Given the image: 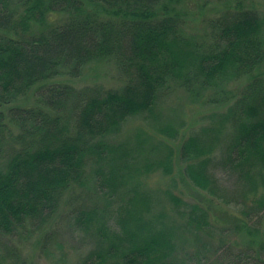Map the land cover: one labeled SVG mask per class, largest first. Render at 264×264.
<instances>
[{
  "label": "trees",
  "instance_id": "obj_1",
  "mask_svg": "<svg viewBox=\"0 0 264 264\" xmlns=\"http://www.w3.org/2000/svg\"><path fill=\"white\" fill-rule=\"evenodd\" d=\"M181 1L0 0V158L13 149L0 163V246L51 223L72 193L73 228L92 245L75 264H264V7L219 0L235 5L194 40L171 14ZM103 60L120 85L52 81ZM38 87L37 106L19 102ZM180 89L213 108L189 132L185 105L166 104ZM139 115L148 129L114 138ZM175 167L200 200L146 184ZM17 250L0 264H35Z\"/></svg>",
  "mask_w": 264,
  "mask_h": 264
},
{
  "label": "rangeland",
  "instance_id": "obj_2",
  "mask_svg": "<svg viewBox=\"0 0 264 264\" xmlns=\"http://www.w3.org/2000/svg\"><path fill=\"white\" fill-rule=\"evenodd\" d=\"M253 2L256 5L264 7V0H255ZM234 5L233 2L226 3L219 0H183L180 3L174 4L171 14L177 16L180 22H183L182 29L186 36L194 38V40H202L203 36H206L208 33L209 27L207 23L209 19L221 15ZM108 16L111 17L113 15L109 14ZM64 18L65 16H63L62 13H52L50 22L59 23L64 20ZM122 78L123 75L116 64L108 60H103L99 62L93 61L87 64L78 77L63 75L52 81L66 80L78 90H84V88H89L88 86L93 87L100 84L106 87H115L122 83ZM242 82H244V80L240 83ZM39 95V87L36 89L34 88L19 102L26 106H37ZM181 103L185 105L183 112L187 123L185 128L187 132L191 130V125L195 124L196 118L213 110L212 107H202L197 103L190 102V98L181 89L166 98L167 105H174L176 108H179ZM146 118L147 117H143V115L132 117L114 138H118L121 141L127 140L130 138L132 132L138 128L143 127L148 129L149 125ZM8 121L9 127H11L12 130V134H9L11 138L9 141L18 145L17 136L21 133V128L16 125L12 117L7 118V122ZM197 125L199 124L193 127H197ZM6 149L8 150L4 151L2 158H0V163H4L13 150L11 145H8ZM172 177L175 178L176 185L172 182ZM223 180H225V177H223ZM146 184L154 190H164L168 187H171L177 193L182 190L187 199H193L195 201L200 200L198 194H205L204 191L195 187L187 188L182 177L177 172V167H175L174 173L171 176L164 175L161 171L153 173L146 179ZM224 185L229 190L237 188H233L232 184ZM81 191H83V189ZM260 192H263V190L261 189ZM70 195H73V199L78 196L72 193L67 194L64 203L61 205V209L57 212L56 217L51 223L45 224L43 227L39 228L31 226L28 231L20 235L19 233H15L8 236L6 238L7 240L2 242L3 246H0V258L3 259L4 256L9 258L10 255L7 253V247L11 246L18 248L17 252L22 257H26L35 264H75L79 257L83 253H86L92 245L90 239L86 237L87 235L84 232H77L73 228V218L71 216V207L73 206L71 201L73 199H67ZM76 199L82 201L81 198ZM237 201H239L238 198L236 199V202ZM202 202H204V200H202ZM214 202H216L217 205L215 209L216 212L227 213L228 210H232L225 202H219L216 198ZM233 202L235 201L233 200ZM76 203H78V201L74 202V204ZM212 220L216 221V223L218 222L216 217H212ZM223 221L224 217L221 216L219 222L222 224ZM47 234L50 235L49 239L45 238Z\"/></svg>",
  "mask_w": 264,
  "mask_h": 264
}]
</instances>
